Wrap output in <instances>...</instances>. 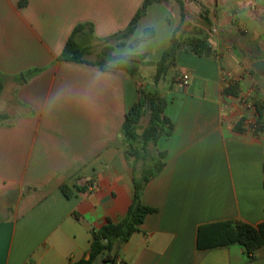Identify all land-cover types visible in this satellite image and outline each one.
<instances>
[{"label":"crops","instance_id":"crops-1","mask_svg":"<svg viewBox=\"0 0 264 264\" xmlns=\"http://www.w3.org/2000/svg\"><path fill=\"white\" fill-rule=\"evenodd\" d=\"M144 1L0 0V264L88 260L92 232L124 217L134 164L120 128L141 87L165 99L173 130L156 144L164 168L142 195L156 212L115 259L264 264V247L248 259L222 244L232 222L264 223V131L253 128L255 104L264 108V76L253 67L264 62V0H181L183 11L175 0L149 5L134 37L146 28L154 37L114 54L155 63L174 36L175 64L156 86L154 66L133 78L96 65L103 40L123 31ZM78 24L87 25L76 37L88 49L85 62L58 60ZM194 40L204 55L192 51ZM226 73L236 95L223 92Z\"/></svg>","mask_w":264,"mask_h":264},{"label":"trees","instance_id":"trees-1","mask_svg":"<svg viewBox=\"0 0 264 264\" xmlns=\"http://www.w3.org/2000/svg\"><path fill=\"white\" fill-rule=\"evenodd\" d=\"M163 0H145L142 8L129 22L127 27L103 40L99 51L96 65L103 71H124L130 77H141V69L146 66H154V86L164 76L168 69L175 64V54L178 49V42L173 36L168 47L163 51L159 61L150 63L146 61L145 54L127 52L114 54L115 48L128 47L136 48L140 44L149 41L155 35L152 28L143 30L140 37H134L136 26L140 18L145 14L147 7L153 3ZM180 11H183L181 0H175ZM87 25L78 24L72 30L66 41L61 54L60 61L84 63V57L88 49L77 42V35ZM198 41H192V51L197 55H204L208 49L197 48ZM33 71L32 73H36ZM3 85L0 80V93ZM142 94L139 100L131 106L125 115L124 122L120 128V136L126 145V154L132 160L133 167V199L124 217L117 222L107 220L106 223L92 232L89 247V259L80 260L72 264H96L99 260L102 263H114L118 256V249L126 243L131 235L139 230V226L145 218L156 212L155 208L149 207L142 202V195L147 184L155 178L164 168L165 153L156 150V144L162 136H170L173 130L171 122L164 115L166 101L154 88L141 87ZM224 94L236 95L235 86L228 85L223 90ZM256 105L255 131H264V108ZM145 120V122H143ZM141 163L139 176L135 164ZM60 191L66 198L72 195L71 188L66 184L60 186ZM76 191H83L74 186ZM226 224L224 226H228ZM226 241L223 245H237L243 249L244 255L252 259L256 252L264 247V223L257 225L241 221L232 222L231 235L225 233Z\"/></svg>","mask_w":264,"mask_h":264},{"label":"built area","instance_id":"built-area-1","mask_svg":"<svg viewBox=\"0 0 264 264\" xmlns=\"http://www.w3.org/2000/svg\"><path fill=\"white\" fill-rule=\"evenodd\" d=\"M226 78H228L229 80L228 81H225L224 85L225 87H227L228 85L232 84V77H231V74L230 73H226ZM189 81V74H182L180 77H179V82L183 85H186ZM112 264H123L119 259H115L114 260V263Z\"/></svg>","mask_w":264,"mask_h":264},{"label":"water","instance_id":"water-1","mask_svg":"<svg viewBox=\"0 0 264 264\" xmlns=\"http://www.w3.org/2000/svg\"><path fill=\"white\" fill-rule=\"evenodd\" d=\"M253 67L255 70L260 74L264 76V62L262 61H257L256 63L253 64ZM140 94H142V91H140Z\"/></svg>","mask_w":264,"mask_h":264},{"label":"rangeland","instance_id":"rangeland-1","mask_svg":"<svg viewBox=\"0 0 264 264\" xmlns=\"http://www.w3.org/2000/svg\"><path fill=\"white\" fill-rule=\"evenodd\" d=\"M144 71H145V70L141 71V74L144 73ZM145 72H146V71H145ZM1 102H3V100L0 98V107L2 106V103H1ZM143 122H145V121H143Z\"/></svg>","mask_w":264,"mask_h":264}]
</instances>
